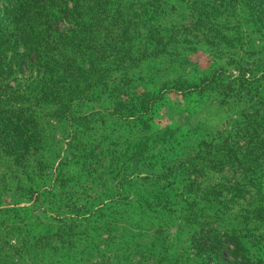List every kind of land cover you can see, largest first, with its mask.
Segmentation results:
<instances>
[{"label":"rangeland","instance_id":"rangeland-1","mask_svg":"<svg viewBox=\"0 0 264 264\" xmlns=\"http://www.w3.org/2000/svg\"><path fill=\"white\" fill-rule=\"evenodd\" d=\"M36 4L49 6L43 52L58 68L44 89L36 83L41 75L19 65L18 41L0 58V106L32 113L29 149L40 161L34 167L0 159V264H229L231 257L222 262L208 243H192L197 225L209 233H240L257 262L253 241L264 239V216H246L264 201V1ZM81 6L115 8L120 29L114 34L131 39L138 59L126 92L112 85L115 100L105 105L107 89L93 90L90 78L102 76L111 85L115 74L101 67L84 72L86 64L74 61L77 42L64 44L84 27L58 11ZM11 9L0 0L5 33L18 39L6 16ZM77 71L86 79L81 90L70 78ZM80 92L92 97L71 100ZM148 105L150 113L137 116ZM102 107H114L115 114L106 116ZM128 114L134 118L121 119ZM127 144L137 146L134 155ZM167 161L168 179L142 180L150 165L169 169ZM46 168L58 180L34 175ZM202 193L210 200L199 212ZM159 201L168 206L156 207Z\"/></svg>","mask_w":264,"mask_h":264},{"label":"trees","instance_id":"trees-1","mask_svg":"<svg viewBox=\"0 0 264 264\" xmlns=\"http://www.w3.org/2000/svg\"><path fill=\"white\" fill-rule=\"evenodd\" d=\"M7 1V0H5ZM264 1V0H263ZM9 5H12V9L7 11L6 16L10 15L12 17L11 21L14 23V31L17 32L16 36L18 39H15V36H7L5 33L4 24L6 22L5 18L0 19V58L3 51L8 50V47L13 44V42L18 41L20 44L21 53L19 55L20 66L23 67L25 72L34 73L36 72L38 75H41V80H37L36 83H40V85L44 89L50 88V83H52V77L56 74L53 68L56 66L58 68L57 61L52 58L51 55H48L43 52L46 50L47 46L45 43V39L47 38V30L49 28L42 27L45 25L42 23L43 18L50 15L49 6L46 5H37L36 0H8ZM59 9V14L64 15V12H68L71 21H79L83 24V30L79 32L77 36H74L75 33L71 34V40H64V44L67 48H72L73 41H76V47L80 56L74 59V61L82 65L81 68L86 69L84 72L90 69H99L101 67L102 73L113 72L115 75L112 77L113 84L108 85L106 81H104V77L98 76L96 79H92L91 83L96 90V88L103 87L107 89L108 95L104 98L101 104L105 105L110 101H114L115 99L109 95L110 90L112 89V85L117 87L118 90L122 92H126V87L131 82V78L133 76V68L137 65V60L134 57V49L132 48L131 39H128V36H123L124 32L120 34H114L115 31L120 29V23H118V16L115 15L116 9L112 7H101L99 6L97 9L84 8L83 6L79 8H70V9ZM92 20L94 22H89ZM113 28H112V26ZM14 31L10 34H14ZM4 33V34H2ZM56 34H58L56 32ZM121 35V37H120ZM6 37L4 41L3 38ZM72 42V43H71ZM72 54V52H71ZM70 60L72 56L68 57ZM28 60H31L30 66H28ZM51 61V62H50ZM2 61L0 59V73L3 72V68L1 67ZM14 67L16 65H13ZM80 68V66H79ZM62 72V71H60ZM77 77L71 76V73H66L67 77L71 76V81L74 82L76 86L81 90L83 89V85L86 84V79L83 77V72L77 71ZM90 74V73H89ZM94 77V76H93ZM36 79V77H35ZM83 84V85H82ZM87 86V84H86ZM91 86V85H90ZM92 96H87L85 93L80 92L79 97L71 100H75L77 102L85 101ZM126 98L125 100H127ZM154 99L152 98L150 102ZM120 104L127 107V103L124 100L119 101ZM152 105H148L145 108V111L138 112L137 116L148 115L150 113ZM61 108H65L67 106H60ZM106 116L107 113L115 114L114 107L107 108L102 107L100 109ZM123 110V109H122ZM99 113H102V112ZM23 109L9 107L6 109L5 107L0 106V159L5 160L6 158L13 162L14 164L19 163H29L30 161L34 164V167L38 166L40 161L38 160V156L34 157V152L30 151L29 146L32 147L31 140L34 139L32 133V127H28V120L32 117V113L24 114ZM121 117V115H119ZM133 114H128L122 116V120L133 119ZM74 120L81 119L82 117L75 118ZM26 119V120H23ZM147 120V119H146ZM148 122V121H146ZM42 137L39 136L37 141H40ZM36 141V142H37ZM146 144V143H144ZM147 146V144H146ZM137 146H131L129 144L126 145V150L129 151V155L132 156L136 153ZM153 148V147H152ZM125 154V153H124ZM123 155V154H122ZM164 155V154H162ZM130 156L125 161L130 162ZM23 161H20L22 160ZM164 162L166 159L164 158ZM168 163V161H167ZM167 169L162 165L159 167L158 171L155 170L153 165H150L146 170L147 177L142 180H152L158 181V179H168L170 175V171L172 170V166L170 162L167 164ZM128 168H133V165L129 164ZM57 170V169H56ZM175 171V170H174ZM173 171V172H174ZM176 172V171H175ZM142 173L141 170L138 171V174ZM39 174V175H38ZM34 175L38 177V179L45 180V178H49L51 175L54 178L53 180H58V177L54 172H48L46 169H41V171L34 172ZM154 190H152L151 195H154ZM202 193L201 197H199V207L198 211L203 212L202 206L207 208V203H209L210 199H206ZM202 201V205L200 204ZM207 202V203H206ZM161 209L166 208L168 206L167 202L163 203L159 201L158 205H155ZM2 209H0L1 211ZM14 211V210H13ZM18 210H15L17 212ZM260 212L264 216V201L259 202L257 208L252 209L249 212L248 216L255 212ZM206 221V220H205ZM250 222V221H249ZM207 223V222H205ZM199 230V231H198ZM198 237L197 239H193L192 243L195 246H200L201 244H205L207 247V243L210 246V251L216 254L221 261L226 260V258L231 257V261L229 264H262L264 263V239L260 238L255 239L254 246L256 249H260V258L257 260L253 259V255L248 256L249 247L246 246L245 243L249 242L244 240L243 236L240 233H235L234 231H227L224 233H218L216 231H212V233L204 232V226L197 225ZM202 253L199 250L198 255ZM226 254L225 257L222 255ZM197 256V254H196ZM189 262L194 263L195 260H187ZM223 262V261H222Z\"/></svg>","mask_w":264,"mask_h":264}]
</instances>
